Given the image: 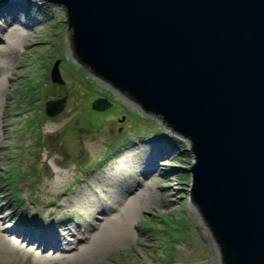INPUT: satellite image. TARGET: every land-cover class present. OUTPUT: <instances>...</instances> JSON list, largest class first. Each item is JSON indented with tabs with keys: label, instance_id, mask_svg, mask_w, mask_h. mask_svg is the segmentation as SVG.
<instances>
[{
	"label": "rangeland",
	"instance_id": "374dc122",
	"mask_svg": "<svg viewBox=\"0 0 264 264\" xmlns=\"http://www.w3.org/2000/svg\"><path fill=\"white\" fill-rule=\"evenodd\" d=\"M19 4L23 2L12 3ZM4 17L12 18L8 13ZM28 18L31 24L39 21L19 37V23ZM4 21L0 79L12 76L14 81L0 89V114L12 125L0 163L1 216L17 214L8 227L17 221H41L45 228L50 216L44 204L56 198L51 194L55 189L66 194L67 202V212L58 214V221L81 222L89 214L99 216L101 206L116 207V222L108 223L70 264H221L219 246L190 201L189 168L196 163L190 140L76 60L63 5L33 0L32 9L20 12L18 25L9 29ZM56 62L63 85L51 79ZM63 96L68 97L63 112L48 117L46 102ZM101 97L109 98L112 107L100 112L93 103ZM47 121L53 129H44ZM137 142L144 149H137ZM161 144H168L171 159L158 160L156 177L143 180L139 194L129 197L125 189L140 178L136 167L146 165ZM128 152L132 162L124 164L128 172H123L118 167L121 159H129ZM44 212L45 220L39 221ZM29 249L3 256L4 264L66 263H43L38 250ZM42 255L55 259L64 254L48 250Z\"/></svg>",
	"mask_w": 264,
	"mask_h": 264
},
{
	"label": "water",
	"instance_id": "95a60500",
	"mask_svg": "<svg viewBox=\"0 0 264 264\" xmlns=\"http://www.w3.org/2000/svg\"><path fill=\"white\" fill-rule=\"evenodd\" d=\"M46 1L66 8L80 64L190 140V201L221 264H264V0Z\"/></svg>",
	"mask_w": 264,
	"mask_h": 264
},
{
	"label": "bare ground",
	"instance_id": "6f19581e",
	"mask_svg": "<svg viewBox=\"0 0 264 264\" xmlns=\"http://www.w3.org/2000/svg\"><path fill=\"white\" fill-rule=\"evenodd\" d=\"M17 2H23V4L12 5V3ZM32 7L33 0L2 1L0 2V20L5 19L4 22L9 25L8 27L10 29L13 25L17 24L16 22L17 19H19L20 12L25 13L26 10L32 9ZM5 13H8V16H12V18H5ZM28 19L26 23H19L20 26H23L18 28L19 37H25L28 34L27 30L30 29L29 27H33L39 21L37 19L34 21V24H31L30 19L32 18ZM5 29L6 28L2 29V27H0V41L5 38ZM25 42H27L26 39ZM10 48H16V46L12 45ZM6 81L11 85L14 79L12 76L1 78L0 89L5 88ZM4 105L7 106V103L3 104V106ZM52 124L53 123H51V121H47V123L45 122L44 129H53ZM11 126V123L8 122L7 115L0 114V163L2 162L1 156L8 148V141L11 139L9 135V129ZM137 149L142 150L144 147L138 145ZM157 150L158 153H153L146 165L142 166L140 169H137L136 167V174L140 178L139 180L129 184L125 189V194L129 197H133L134 195L137 196L139 194V191L144 187L143 180H148V178L154 179L153 177H156L157 172L160 170L158 160L165 158L171 159L168 144H166L165 147L161 144ZM135 152L137 151L135 150ZM131 153L132 152L127 153L129 158L128 160L121 159L122 166H119L118 168L123 172H128V169L124 166V164H126L127 161L132 162ZM51 194H55L56 198L49 200L44 204L49 212L47 214L50 216V219L47 220L48 224L45 228L41 226L44 225L42 224L44 222L41 223L40 221L41 219L42 221L45 220L43 217L45 212L40 213V216H38L39 218H37L40 221V225L37 224V222L28 223L25 221H17L13 227H8L9 220L15 218L17 214L13 213L5 218L1 216L4 207H2L1 203V197L3 194L0 189V264H4L3 256L9 257L8 255L11 253H21L26 248H30V251L38 250V254L41 256H37V258H39L43 263L56 259L66 261L65 264L75 263L78 259H80L82 254H84V252L91 247L95 238H97L101 232L103 233L106 228L105 226L108 223L116 222L117 217L113 213L116 207L111 208L109 206H101L98 213L99 216L96 217L89 214L87 217L82 218L81 222H69L67 220L58 221L56 218L58 217V214L62 215L67 212V202L64 199L66 194L55 192V189L51 192ZM48 250L54 252V254L58 253L64 255L55 259H45V255L43 256L42 254Z\"/></svg>",
	"mask_w": 264,
	"mask_h": 264
},
{
	"label": "trees",
	"instance_id": "16d2710c",
	"mask_svg": "<svg viewBox=\"0 0 264 264\" xmlns=\"http://www.w3.org/2000/svg\"><path fill=\"white\" fill-rule=\"evenodd\" d=\"M72 29V28H71ZM72 36H73V30H72V35H71V37H70V40H71V48H72V50H73V52H74V44H73V38H72ZM127 97H129L130 99H132V97H130L129 96V94H125ZM159 118H161L160 116H158ZM161 120L167 125V126H169L162 118H161ZM170 128V127H169ZM170 129H172V128H170ZM173 130V129H172ZM174 131V130H173ZM18 196H20L19 194H17ZM191 200L193 201V198H192V196H191ZM20 206H22V205H20ZM198 208V207H197Z\"/></svg>",
	"mask_w": 264,
	"mask_h": 264
},
{
	"label": "flooded vegetation",
	"instance_id": "af4514ba",
	"mask_svg": "<svg viewBox=\"0 0 264 264\" xmlns=\"http://www.w3.org/2000/svg\"><path fill=\"white\" fill-rule=\"evenodd\" d=\"M101 98H104V97H101ZM106 98V97H105ZM109 99V98H108ZM110 100V99H109Z\"/></svg>",
	"mask_w": 264,
	"mask_h": 264
}]
</instances>
